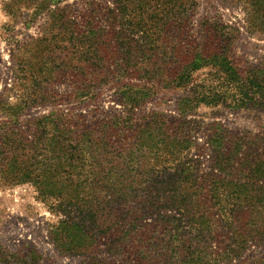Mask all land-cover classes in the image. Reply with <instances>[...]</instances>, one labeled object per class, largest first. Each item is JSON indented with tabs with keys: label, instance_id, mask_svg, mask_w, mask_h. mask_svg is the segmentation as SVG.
<instances>
[{
	"label": "trees",
	"instance_id": "16d2710c",
	"mask_svg": "<svg viewBox=\"0 0 264 264\" xmlns=\"http://www.w3.org/2000/svg\"><path fill=\"white\" fill-rule=\"evenodd\" d=\"M64 1L7 3L8 14L27 9L46 21L11 51L0 189L31 185L56 218L50 242L80 264H264L246 255L264 246V130L131 117L157 89L194 86L207 65L217 84H199L180 102L182 115L220 104L264 111V77L240 74L222 53H188L183 35L197 0H80L78 13ZM224 4L242 8L247 31L264 38V0ZM111 85L114 104L104 107ZM41 108L50 110L33 113ZM44 260L34 246L0 243V264Z\"/></svg>",
	"mask_w": 264,
	"mask_h": 264
},
{
	"label": "rangeland",
	"instance_id": "374dc122",
	"mask_svg": "<svg viewBox=\"0 0 264 264\" xmlns=\"http://www.w3.org/2000/svg\"><path fill=\"white\" fill-rule=\"evenodd\" d=\"M9 0H0V93L11 87L13 60L11 51L18 45L36 38L46 21L45 15L31 19L30 11L23 9L17 16L8 14ZM225 0H197V7L190 14L184 31V43L188 53L203 51L206 56L213 53L225 54L242 75L264 77V38L251 35L246 29L245 13L239 6L224 4ZM62 5H73L81 10L80 0H67ZM216 67L207 65L194 72V86L189 89H157L140 106L131 112L134 123L158 114L171 125H178L185 118L197 122L219 121L234 131L248 130L258 133L264 130V111L256 108L232 109L226 104L201 105L197 110L182 115L180 102L193 96L199 84L215 85L218 76ZM114 85L103 89L100 103L104 107L113 105ZM66 85L58 86L64 91ZM222 88L219 91H223ZM70 104L62 108H74ZM119 109L120 105H114ZM50 108L33 111L47 113ZM199 141L203 133L197 134ZM56 221L46 206L36 199L34 188L29 184L0 189V243L8 250L28 249L34 246L44 255L41 264H80L79 258L63 257L54 248L48 237V224ZM249 257L264 261V246H251L246 252Z\"/></svg>",
	"mask_w": 264,
	"mask_h": 264
}]
</instances>
